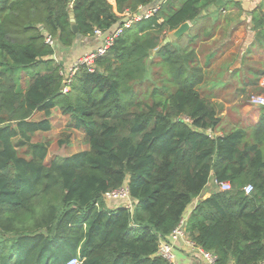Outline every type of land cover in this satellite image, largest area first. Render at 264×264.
<instances>
[{"label": "trees", "instance_id": "trees-1", "mask_svg": "<svg viewBox=\"0 0 264 264\" xmlns=\"http://www.w3.org/2000/svg\"><path fill=\"white\" fill-rule=\"evenodd\" d=\"M151 1L0 0V264H66L77 254L81 264H167L160 238L168 240L211 178L231 189L196 203L186 238L214 264L264 261V108L249 129L218 135L220 110L195 89L193 47L163 43L216 0H165L62 92V65L45 36L69 48ZM251 20L264 40V16ZM53 109L88 148L46 162L49 144L34 137L51 131ZM123 185L133 210L105 208L102 195Z\"/></svg>", "mask_w": 264, "mask_h": 264}, {"label": "crops", "instance_id": "crops-1", "mask_svg": "<svg viewBox=\"0 0 264 264\" xmlns=\"http://www.w3.org/2000/svg\"><path fill=\"white\" fill-rule=\"evenodd\" d=\"M164 1L152 0L137 12L159 7ZM253 14L264 16V0H225L215 10L207 8L195 23H189L185 34L170 41L174 46L193 47L200 69L195 89L201 97L219 108L222 123L218 135L233 127L249 129L257 123L264 108L249 103V98L255 93L264 97L261 88L264 81V40H257L258 30L251 20ZM261 28H264V24ZM191 37H194L193 42H189ZM97 42L94 37H79L69 48L56 44L52 59L66 67L85 53L93 51ZM26 78L23 73L19 79L23 88ZM231 108H236V112L226 116V111ZM217 190L215 180L211 178L202 196L189 205L184 216L187 218L200 199ZM114 204L105 206L114 208ZM169 241L173 243L176 264H204L186 241Z\"/></svg>", "mask_w": 264, "mask_h": 264}, {"label": "built area", "instance_id": "built-area-1", "mask_svg": "<svg viewBox=\"0 0 264 264\" xmlns=\"http://www.w3.org/2000/svg\"><path fill=\"white\" fill-rule=\"evenodd\" d=\"M158 8L159 7L156 6L143 12L128 14L126 18L123 19L121 23L111 31L103 32L100 29H95L93 32V37L98 41L95 49L93 51L85 53L84 55L76 59L72 64L66 67L62 66L61 70L59 71V75H61V77L63 78L62 92L67 93L69 91V85L72 77L80 69V67H86L88 72H93L95 69V60L106 54L109 47L112 46L115 39L122 34L124 29L129 28L134 21L152 16L158 10ZM45 43L51 46L52 49H54L55 40L53 38H51L50 36H45ZM261 88L264 90V81H262L261 83ZM249 103H251L252 105L264 106V97L261 95H252L249 98ZM208 132V135L211 136L212 133L210 131ZM215 185L217 186L218 190L221 191H228L231 189V186L228 182L217 183L215 181ZM251 190L252 187L250 185L243 187V191L245 194H249ZM101 199L104 204L116 203L113 205L114 208L112 209L123 207L132 211L134 208V203L130 198L126 185H123L116 190L104 193ZM95 206L98 207V204L95 203ZM186 220L187 218L183 216L177 227L169 235L168 241L160 238L157 247V255L163 258L167 262V264H176L175 254L173 251V243L170 242L169 239L174 242L183 240L186 241V243L191 247L193 253H195V255H197L204 264H214L215 256L213 254L202 250L200 247L196 246L186 238ZM82 260L83 258H81L79 254H77V256L70 258L66 264H81ZM258 264H264V261H261Z\"/></svg>", "mask_w": 264, "mask_h": 264}, {"label": "rangeland", "instance_id": "rangeland-1", "mask_svg": "<svg viewBox=\"0 0 264 264\" xmlns=\"http://www.w3.org/2000/svg\"><path fill=\"white\" fill-rule=\"evenodd\" d=\"M40 71L41 69H36ZM158 68L150 69V77L156 78L158 73ZM254 95H261L259 93H255ZM262 96V95H261ZM247 104V103H246ZM249 104V103H248ZM236 108H231L226 111V116L232 115L233 112H236ZM52 128L51 131L46 134H39L34 137L35 141H44L46 140L49 144L48 147V155L46 158V162L52 159L53 157H65L67 155H71L73 153H77L84 149L88 148V144L83 140V134L79 130H74L72 128V124L70 122V118L68 116H64L60 114V110L53 109L52 110ZM42 114H35L34 119H41ZM60 141H63L64 144H60ZM111 207V206H109ZM105 208H107L105 206ZM107 208V209H112Z\"/></svg>", "mask_w": 264, "mask_h": 264}, {"label": "water", "instance_id": "water-1", "mask_svg": "<svg viewBox=\"0 0 264 264\" xmlns=\"http://www.w3.org/2000/svg\"><path fill=\"white\" fill-rule=\"evenodd\" d=\"M225 0H216L210 7V10H215L217 7H221L224 4ZM70 21L72 22V32L77 34V28L74 24V18L73 15H70ZM189 29V22H184L181 25H179L174 31L170 33L169 36H166L163 39V43H169L171 39H177L183 34H185ZM78 35V34H77Z\"/></svg>", "mask_w": 264, "mask_h": 264}]
</instances>
